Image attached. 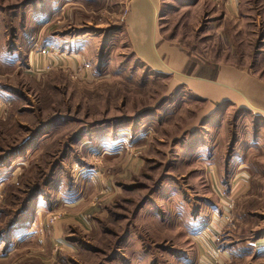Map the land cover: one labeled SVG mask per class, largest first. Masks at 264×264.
<instances>
[{"label":"rangeland","instance_id":"374dc122","mask_svg":"<svg viewBox=\"0 0 264 264\" xmlns=\"http://www.w3.org/2000/svg\"><path fill=\"white\" fill-rule=\"evenodd\" d=\"M136 2L151 27L156 11ZM231 2H157L159 34L198 73L230 65L264 82V0ZM128 4L0 0V264H264L226 249L264 229V118L222 104L202 120L207 103L138 60H159L153 45L129 47ZM52 38L76 65L26 72L34 54L62 55ZM211 155L219 182L205 178ZM244 155L248 193L233 180ZM212 206L224 228L199 252L191 233Z\"/></svg>","mask_w":264,"mask_h":264},{"label":"crops","instance_id":"0c3cea01","mask_svg":"<svg viewBox=\"0 0 264 264\" xmlns=\"http://www.w3.org/2000/svg\"><path fill=\"white\" fill-rule=\"evenodd\" d=\"M127 1L129 2L128 13L124 21L123 32L126 34L127 40L129 42V47L131 46L132 51L133 50L136 51V46L138 47V49H147V48L151 49V46L153 45L154 48H152V51L153 53L155 52L158 55V58L162 64L154 56L151 57V60L149 58L147 60L146 58L147 54H142L141 52L139 53L143 55L144 59L141 57L140 59L138 58L137 59L142 63L144 67L148 68V70L151 69V71L156 75L168 76L169 78L172 76L170 78V81L174 82L173 84L176 83L175 89L178 88L181 90L184 89L185 91H189L196 99H200L201 101L207 103L208 104L207 107L209 106V108L207 109V111L202 112L203 113L202 120L209 119L213 115L214 112L209 110L210 107L214 105L220 106L222 104H229L237 109H246V108L253 109L256 117L264 118V104H263L264 82L263 81H261L254 75L250 74L247 70L237 69L230 65H220L219 67H217V69L215 70L212 69L211 71H209V75L198 73L197 72L198 68H205V65L202 63H199L195 66L192 65L191 58L189 57L190 55L184 48H182L180 45L163 40V38L159 34L158 17L156 18V12H157V2H159L162 6V0H141L147 2L156 11L155 15L153 16L155 17V22L154 23L152 22L151 27L148 26L146 19L139 12V8L136 5L137 3L136 0H127ZM231 1H235V0H229V5L232 4ZM54 39L56 38H52L51 42L50 40L47 41L48 45L45 46V48L46 50H50V49L55 51L59 50L61 51L62 55L60 56L58 55V57H55L53 56V54L55 53L54 52L51 53V57H48L46 60L45 59L46 57H44V55L34 54L33 56H31L29 60L28 67L25 70L26 72L34 74L37 68L39 67V64L46 67L49 64L54 66V64L56 65L59 62L61 66L64 65L67 66L68 68H72L76 65L75 62H70L69 55L71 53H69L67 47L63 49V45H67L68 43H65L63 41H57ZM161 57H163L165 61L162 60ZM163 68H167L168 70H163ZM205 71L208 72L207 70ZM220 79H223V81H221ZM199 84H207V85L212 84L218 86V88H222V89L227 88L229 91L219 89L227 95L225 96L224 100L218 99L216 97H207V94H204V97H199L197 92H195L194 94L193 91L190 89L192 88L195 90V86H199ZM246 93L248 96H246ZM247 97H251L252 100L254 101V104L250 99L249 101ZM245 100L247 102H245ZM257 102H260L261 104ZM193 132L194 131H192L191 133ZM254 146L260 147V145H254ZM30 149L31 148L29 149L26 148L25 153H27V151H29ZM237 156H234L233 159L234 160L237 159L236 162H239L238 170L240 174L234 177L233 180L238 179L239 185H241L242 189L248 193L249 188L247 185L248 181L246 178L247 175H251V173L246 165L247 155L246 156L244 155L243 157L241 156V158L239 157L237 158ZM209 157L210 158L208 159V161L211 159V162L206 166V168H209V171H206L207 173L205 172L206 175L205 178H207V180L211 183L219 182V179H217L218 177L215 176V173L217 172L215 170L216 166L213 163L215 155H211ZM77 196L80 197L81 195H77ZM85 198L86 195H83L82 197L79 198V200L84 201ZM205 203L207 202L205 201ZM225 218H226L225 209L215 208L212 206L210 208V211L207 213V217H205L204 220L203 219L200 220L201 227L199 226L200 228L199 227L197 228L198 232H196V234L191 233V241H190L192 244L194 245L196 244L198 246L197 250L199 252L201 251L199 242H201L206 249V246L210 241V239L212 240L214 239V237L216 239L217 237V240L218 241L220 240L221 236L219 231L223 230L224 228ZM193 221L195 222V220ZM192 228L193 225H191V230L194 232L195 230H193ZM254 234H256V237L254 236L255 238L250 239V241H247L246 243L227 244L226 247L227 252L230 255L236 256L238 258H243L242 254L247 255V253H254L260 258L264 257V229H260V231H255ZM194 236H198V237H194ZM208 237L209 239H205ZM179 246L181 247V244H179ZM227 252L222 254V258L227 257L228 254Z\"/></svg>","mask_w":264,"mask_h":264},{"label":"trees","instance_id":"16d2710c","mask_svg":"<svg viewBox=\"0 0 264 264\" xmlns=\"http://www.w3.org/2000/svg\"><path fill=\"white\" fill-rule=\"evenodd\" d=\"M25 144H27V143H25ZM25 144H24V145H25ZM26 148H27V147H25V149H26Z\"/></svg>","mask_w":264,"mask_h":264}]
</instances>
